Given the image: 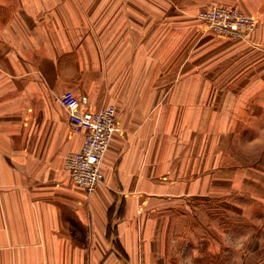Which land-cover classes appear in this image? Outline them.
<instances>
[{
	"label": "crops",
	"instance_id": "obj_1",
	"mask_svg": "<svg viewBox=\"0 0 264 264\" xmlns=\"http://www.w3.org/2000/svg\"><path fill=\"white\" fill-rule=\"evenodd\" d=\"M211 5L259 26L221 38ZM66 92L118 110L92 194L66 168ZM217 216L209 264H232L235 225L264 254V0H0V264H189Z\"/></svg>",
	"mask_w": 264,
	"mask_h": 264
},
{
	"label": "built area",
	"instance_id": "obj_2",
	"mask_svg": "<svg viewBox=\"0 0 264 264\" xmlns=\"http://www.w3.org/2000/svg\"><path fill=\"white\" fill-rule=\"evenodd\" d=\"M197 19L206 31L228 40L248 39L260 23L236 7L222 5L202 9ZM60 101L74 130L84 134L81 149L66 158V168L72 182L92 194L104 182L103 162L113 136L120 131L118 110L114 106L98 110L85 107L74 92H66Z\"/></svg>",
	"mask_w": 264,
	"mask_h": 264
},
{
	"label": "rangeland",
	"instance_id": "obj_3",
	"mask_svg": "<svg viewBox=\"0 0 264 264\" xmlns=\"http://www.w3.org/2000/svg\"><path fill=\"white\" fill-rule=\"evenodd\" d=\"M213 209H211V213L213 212L214 214H222L223 210L220 209L219 207H212ZM210 223L214 225L215 229H222L223 228V219L222 217H212V219H207V218H203V221L200 222V227L198 230L199 236L197 239H191V241L188 242L189 245L191 246H197L199 247V249H202L203 251H201L200 253H194V252H190V253H184L183 254V258L184 261L189 260L190 263L192 264H197L199 261H201L198 264H209L208 260H209V254L206 252V244H207V235L209 234V238H210V242L212 243V241H214L213 236L211 233H208V228H210ZM234 230H231L230 233V240L228 241L229 244V250H230V256H231V261L232 264H238V260L241 256H246L247 258V262L248 264H253L254 261H258L259 258L264 257V254L261 253H257L255 254L256 257H254V254L250 253L249 250L251 248H254L258 245H260L259 240H261V238L258 235V231H254L251 230V227L249 225H247V227L244 226H232L231 227ZM196 229V228H195ZM216 232V231H215ZM211 234V237H210ZM198 240V242H197ZM240 246V250L245 248V250L247 249V252L245 253V251H237L238 248ZM204 246V247H201ZM245 246V247H244ZM253 246V247H252ZM198 255V259L196 260L195 256ZM192 257V259H190ZM255 258V259H254ZM244 259V258H243ZM189 263V264H190Z\"/></svg>",
	"mask_w": 264,
	"mask_h": 264
}]
</instances>
